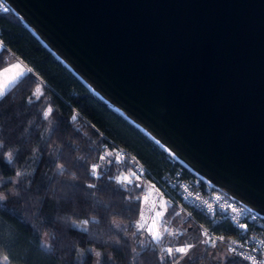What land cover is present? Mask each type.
Segmentation results:
<instances>
[{"label":"water","instance_id":"1","mask_svg":"<svg viewBox=\"0 0 264 264\" xmlns=\"http://www.w3.org/2000/svg\"><path fill=\"white\" fill-rule=\"evenodd\" d=\"M95 95L264 217V0H5Z\"/></svg>","mask_w":264,"mask_h":264},{"label":"trees","instance_id":"2","mask_svg":"<svg viewBox=\"0 0 264 264\" xmlns=\"http://www.w3.org/2000/svg\"><path fill=\"white\" fill-rule=\"evenodd\" d=\"M0 30L5 44L29 68L0 97V140L5 142L3 149H0V156L6 150L15 149L16 164L25 167L31 163L25 195L0 204V264H92L93 255L87 252L88 247L100 249L104 253L101 264H160L164 255L161 243L158 246L155 243L145 247L141 245L134 250L111 223V216H116L133 231L136 228L134 225L145 214L154 211L153 200L142 197L138 209L133 205L131 212L124 210L127 195L123 194L124 199H121V193L109 177H115L117 166L124 165L126 161L118 160L100 167L105 174L103 180L90 176V169L106 149L117 150L123 156L119 150L121 148L140 160L153 181L167 184L179 170L187 176L193 175L95 95L15 14H0ZM6 56V51H0V71L10 64ZM37 89L40 91L37 92ZM42 105L53 109L52 117L55 120L53 132L46 135L41 131ZM74 116L76 120H73ZM54 135L64 141L65 149L84 157L83 160L70 162L71 170L77 173L79 179L68 183L67 188L73 190V199L63 203L59 213L51 200L44 199L43 193L53 180L50 171L55 161L61 159L60 154L56 153L55 159H52L45 151H41L30 161L27 158L30 144L46 148ZM67 171L69 168L61 169L56 175ZM11 175L8 162L0 159V177L8 178ZM90 183H95L97 188H89ZM8 186L0 185V190ZM79 193H83V196H79ZM32 197L42 203L37 207ZM58 214L65 217L63 227L56 223ZM197 217L210 224L208 217ZM72 220L80 221L82 227H77L75 224L78 223H72ZM86 220L89 223L85 225L83 222ZM42 230L50 233L48 248L42 246ZM194 230L186 227V231ZM213 230L228 236H235L237 232L227 222L213 226ZM194 237L197 239L199 234H191L187 239ZM207 248L213 252L223 249L220 246ZM81 250L85 251L83 255L80 254ZM227 255L232 257L231 254ZM4 256L9 258L8 261L3 260ZM169 259L173 264L174 260ZM234 260L236 264H248L238 257ZM188 264L202 263L194 260ZM208 264H212V261ZM215 264H224V259L215 260ZM227 264H233V260L229 259Z\"/></svg>","mask_w":264,"mask_h":264},{"label":"built area","instance_id":"3","mask_svg":"<svg viewBox=\"0 0 264 264\" xmlns=\"http://www.w3.org/2000/svg\"><path fill=\"white\" fill-rule=\"evenodd\" d=\"M0 3L3 4V7H0V14L13 13L12 8L5 0H0ZM5 8L8 11H5ZM0 51H6L8 58H14L23 63L5 44L1 37V30ZM73 120H76L75 116ZM119 150L122 152L123 157L128 160L135 175L138 174L142 180H152L149 171L139 159L130 155L124 149L119 148ZM191 174L193 176H187L183 174L182 170H179L169 179L167 184L156 180L151 181L158 186L166 196L168 203L175 208V213L167 221L166 226L168 229L175 220L179 224L181 223L184 229L188 226V230L194 228L197 231L199 234L197 244L220 246L231 255L229 249L233 246V242H235L238 251L243 246L244 254H247L251 248L264 246L261 245V241H264V217L262 215L229 194L216 189L201 177ZM209 205H211V208H209ZM233 209L236 211L233 212ZM197 215L208 217L210 224L202 222ZM223 222L230 223L236 229L235 236H228L225 233L213 230V226ZM240 224H246L248 227L241 228ZM236 257L241 258L240 256ZM247 263L249 264V262Z\"/></svg>","mask_w":264,"mask_h":264},{"label":"rangeland","instance_id":"4","mask_svg":"<svg viewBox=\"0 0 264 264\" xmlns=\"http://www.w3.org/2000/svg\"><path fill=\"white\" fill-rule=\"evenodd\" d=\"M7 58H8V56H6V59ZM9 61H10V64L8 63L7 67L0 71V90H2L3 92L5 89H9L11 86H13V84L16 83L15 80L17 79V77L19 76L20 73L29 70L25 66V64L15 60L14 58H9ZM5 69H9V71H5ZM10 78H12V80L9 83H7L8 81L6 79H10ZM18 79H20V77ZM18 79H17V81H18ZM109 154H111V155H109ZM101 156H104L105 159L104 160L99 159V161L97 163H95L96 165H99L100 167L112 164L109 161L113 160V158L116 156H118L119 158L115 159L114 162L118 161V160L124 161V162L128 161L117 150L106 149L102 153ZM126 162L122 166H117L116 176H118V175L129 176L130 178L133 179V181L135 183L143 185L144 191L141 193H138V195L140 197H142L143 199L153 200V205H154V211H151V212H148L147 214H145L143 216V218H141V220L137 224L144 223L146 225V227H151V221L153 218H155V213L157 211H162L165 213V218H157V228L162 234H164L163 239L160 242L161 243L160 244L161 251L164 252V249H166L167 247L176 248V247H181V246H185V245H192V247L190 248V250L188 251V253L186 255L177 254L178 259H175L173 264H188L189 262H192L194 260H200V262L202 264H208L210 261H212V264H215V260L216 261H223L224 257L228 256L227 255L228 252H226L225 249H221V250H217L216 252H213V250L208 249L206 245L197 244L196 241L198 238L196 239L194 237L193 239L192 238L187 239V237L190 236L191 234L196 236L197 231H195V230L192 231L194 233L186 231V229H184L182 227L183 225L181 223L179 224L175 220L173 221L171 227H169V229H168V227L166 226L167 221L175 213V208L172 207L168 203L166 196H164L162 194L161 190L159 188H157L156 184H154L153 182H151L149 180H142V179H139L138 181L135 180V174L133 173L132 170H129V168L127 166L128 162L127 163ZM25 167L30 169L31 163H28V165H26ZM118 167H120V168H118ZM3 184L4 185H10L11 180L8 178L0 177V185H3ZM22 186L23 185H21V187ZM13 198L14 197L9 198L8 200H4L3 202H0V204L1 203L5 204L8 201L12 200ZM169 213H171V215H169ZM75 225L79 228L82 227V225L79 223L75 224ZM113 226H114L115 230L123 236V238H125L126 240H128L130 242V244L134 250L137 249L141 245H142V247H145L148 244H152V243H149L147 240L146 231H138L137 227L132 231V230H130V226L124 222L121 223L119 227H117L115 224H113ZM165 232L167 234H165ZM180 233H182V235H180ZM155 245L158 246L157 244H155ZM42 246L44 248L49 247V236L46 240L42 237ZM86 250H87V252H89L93 255V248L88 247ZM84 252L85 251H80V254L83 255Z\"/></svg>","mask_w":264,"mask_h":264},{"label":"clouds","instance_id":"5","mask_svg":"<svg viewBox=\"0 0 264 264\" xmlns=\"http://www.w3.org/2000/svg\"><path fill=\"white\" fill-rule=\"evenodd\" d=\"M48 107L46 105L41 106V115L43 118V124L41 126V131L46 135L49 132H53L55 120L52 117V113H48ZM4 140H0V144H4ZM72 143H76L73 141ZM41 151H45L50 158L55 159V154L59 153L61 159L56 160L54 167L51 169L50 174L53 177L52 182L49 183L48 188L43 193L44 199L51 200V202L56 206L57 212H60L61 205L67 203L69 199H73V190L67 188L69 182L79 179L77 173L71 170L70 162L76 159L83 160L84 157L78 152H70V150L65 149V143L58 136H53L46 148L30 144L27 148V158L30 161L32 157L37 156ZM16 155V150H6L3 152L0 159L8 162L9 159L13 160V163L9 164L12 170V175L8 177L11 180V184L6 190H0V200H8L11 197H21L25 195V189H27L26 178L31 175V170L20 166L14 162V156ZM69 168V171L63 173L60 176L56 174L60 172L61 169ZM23 185V187H21ZM89 185L95 186V183H90ZM88 185V186H89ZM90 188V187H89ZM92 189V188H91ZM79 196H83V193H79ZM93 196L96 195L95 192L92 193ZM35 205L38 207L42 201L35 197L31 198ZM95 218V217H93ZM65 217L62 214H58L56 217V223L60 227L64 226ZM72 223H80V221L72 220ZM111 223L115 224L117 227L120 226L123 221L117 219L116 216H111ZM50 233L47 230H42V237L46 240ZM83 251V250H81ZM104 253L100 249H93V260L92 264H101V258Z\"/></svg>","mask_w":264,"mask_h":264},{"label":"snow or ice","instance_id":"6","mask_svg":"<svg viewBox=\"0 0 264 264\" xmlns=\"http://www.w3.org/2000/svg\"><path fill=\"white\" fill-rule=\"evenodd\" d=\"M0 7H3V4L0 3ZM5 11H8L7 8L4 9ZM5 71H9V69H5ZM24 73H20L19 76L17 77V79L19 77H23ZM40 89H37V92H39ZM4 92L2 90H0V97H3ZM53 109L49 108L48 109V113H45V115L52 113ZM4 145L0 144V149H3ZM111 155V154H109ZM119 157L116 156L113 158V160L109 161L110 163H113L115 159H118ZM99 159L104 160L105 157L101 156L99 157ZM8 163L11 164L13 163L12 159L8 160ZM100 166L93 164L91 169H90V176H95L97 177L98 180H103L104 178V173L102 172V170H99ZM109 179L115 183V185L117 186V191L119 193H121V199H124V195H127V200H125V205L126 208L124 209L127 212H131L133 210L132 206L135 205L136 208H139V203H140V196L138 195V193H141L144 191L143 185L137 184L133 181L132 178H130L129 176H125V175H118L116 177H109ZM140 176L138 174L135 175V180H139ZM88 187L92 188V189H96L97 185L95 184V186L93 187L92 185H89ZM4 200H0V202H3ZM209 208H211V205H209ZM236 210L233 209V212H235ZM169 215H171V213H169ZM157 218H165V213L162 211H157L155 213V218L152 219L151 221V227H146V225L144 223H139L137 225H134L135 227L138 228V231H146L147 233V240L149 243H155V244H159L162 239H163V235L157 228ZM89 221H84L83 224H88ZM241 228H246L248 227L246 224H240ZM165 234H167L165 232ZM261 245H264V241H261ZM192 247V245H185V246H181V247H167L166 249H164V255L161 259L160 264H171V261L169 258H171L172 260L178 259L177 254H182V255H186L188 253V251L190 250V248ZM229 251L232 253V257L229 258L227 256L224 257V264H227L229 259L233 260V264H236L234 258L236 256H240L242 261H246L249 262V264H264V246L259 247V248H251L247 254H244L243 252V246H241L240 250L238 251L235 242H233V246L229 249ZM8 257L4 256L3 260L4 261H8Z\"/></svg>","mask_w":264,"mask_h":264},{"label":"crops","instance_id":"7","mask_svg":"<svg viewBox=\"0 0 264 264\" xmlns=\"http://www.w3.org/2000/svg\"><path fill=\"white\" fill-rule=\"evenodd\" d=\"M28 68V67H27ZM22 73H24L25 74V72H22ZM21 78V77H20ZM8 82L7 83H9L11 80H12V78H10V79H6ZM16 82H17V79L15 80ZM8 89H5L4 90V93L7 91Z\"/></svg>","mask_w":264,"mask_h":264}]
</instances>
